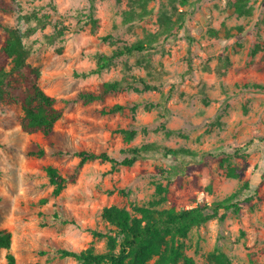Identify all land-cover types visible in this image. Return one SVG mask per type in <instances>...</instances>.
I'll list each match as a JSON object with an SVG mask.
<instances>
[{
	"label": "rangeland",
	"instance_id": "rangeland-1",
	"mask_svg": "<svg viewBox=\"0 0 264 264\" xmlns=\"http://www.w3.org/2000/svg\"><path fill=\"white\" fill-rule=\"evenodd\" d=\"M234 2L0 0V45L6 28L20 29L27 61L40 70L38 85L63 110L45 138L21 130L18 103L0 102V229L12 236L0 264H8L7 253L14 264H80L62 252H104L106 237L96 234L114 231L102 210L117 206L135 215V206L157 198L158 184L167 187L164 209L239 206L220 209L179 239L195 264H221L222 257L227 264H264V0H247L243 14ZM147 40L156 50L90 73L97 52ZM132 77L154 88L141 90ZM126 79L139 91L74 100ZM113 105L123 110L101 112ZM145 144L183 151H150L130 166L86 162L74 183L52 194L46 166L68 176L78 151L120 161ZM38 148L42 157L28 155Z\"/></svg>",
	"mask_w": 264,
	"mask_h": 264
},
{
	"label": "trees",
	"instance_id": "trees-1",
	"mask_svg": "<svg viewBox=\"0 0 264 264\" xmlns=\"http://www.w3.org/2000/svg\"><path fill=\"white\" fill-rule=\"evenodd\" d=\"M247 0H235L234 4L239 14H243V7ZM166 23L171 21L163 17ZM92 27L97 20L90 17ZM6 37L0 45V102L18 103L23 115L21 130L28 134L41 133L49 138L54 133L57 121L62 118L63 110L56 106V99L46 93L39 85L40 70L31 65L27 59L29 50L22 42V32L18 28H6ZM156 50L150 40L138 41L130 45L124 44L110 54L96 53V68L91 74H97L108 67L115 59L122 56L147 55ZM132 83H139L141 90L153 89V84L142 78H131ZM130 80L103 82L97 85L93 92L78 93L74 100L92 103L103 100L110 94L122 89H134ZM123 110V106L113 105L109 109H102L104 114H114ZM150 151H161L165 155L178 156L183 150L158 148L154 144H145L128 149L129 156L117 161L107 153L96 154L81 150L76 152L77 164L68 176L61 175L53 166H46L45 172L53 186L52 194L57 196L68 183H74L86 162L103 161L122 166L132 165L138 157ZM42 148L31 150L28 155L42 157ZM160 173L164 170L159 169ZM237 170L230 172L237 175ZM157 198L146 206H135L132 214L125 208L117 206L105 207L102 219L113 226L114 234H96L106 237V250L96 252L94 248H86L80 252L63 251L64 256L76 259L80 264H195L191 257L185 255L180 238H185L192 227L199 226L211 218L218 216L220 209H234L239 211L236 203L212 202L197 205L188 209L161 208L167 199V187L156 186ZM221 217V216H220ZM11 233L0 229V249L9 250L11 247ZM8 264H14L15 258L11 253L6 255ZM222 257L221 264H227Z\"/></svg>",
	"mask_w": 264,
	"mask_h": 264
}]
</instances>
